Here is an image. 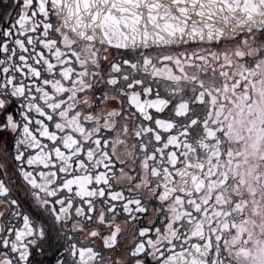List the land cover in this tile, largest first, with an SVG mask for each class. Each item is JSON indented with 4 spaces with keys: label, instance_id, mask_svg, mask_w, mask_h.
Listing matches in <instances>:
<instances>
[{
    "label": "snow or ice",
    "instance_id": "snow-or-ice-1",
    "mask_svg": "<svg viewBox=\"0 0 264 264\" xmlns=\"http://www.w3.org/2000/svg\"><path fill=\"white\" fill-rule=\"evenodd\" d=\"M0 264H264V0H0Z\"/></svg>",
    "mask_w": 264,
    "mask_h": 264
}]
</instances>
